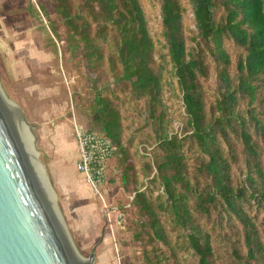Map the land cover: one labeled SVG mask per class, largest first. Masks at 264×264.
<instances>
[{
  "label": "trees",
  "instance_id": "obj_1",
  "mask_svg": "<svg viewBox=\"0 0 264 264\" xmlns=\"http://www.w3.org/2000/svg\"><path fill=\"white\" fill-rule=\"evenodd\" d=\"M148 1L154 35L142 0L53 6L133 241L145 264H264V0Z\"/></svg>",
  "mask_w": 264,
  "mask_h": 264
},
{
  "label": "rangeland",
  "instance_id": "obj_2",
  "mask_svg": "<svg viewBox=\"0 0 264 264\" xmlns=\"http://www.w3.org/2000/svg\"><path fill=\"white\" fill-rule=\"evenodd\" d=\"M142 2L154 35L156 10ZM53 6L54 0H0V91L31 130L32 156L77 256L88 261L93 251L91 264H145L132 238V217L123 211L131 198L120 185L118 156L108 161L103 201L75 170L73 122L95 133L98 128L81 46L67 38Z\"/></svg>",
  "mask_w": 264,
  "mask_h": 264
},
{
  "label": "water",
  "instance_id": "obj_3",
  "mask_svg": "<svg viewBox=\"0 0 264 264\" xmlns=\"http://www.w3.org/2000/svg\"><path fill=\"white\" fill-rule=\"evenodd\" d=\"M8 103L0 91V264H91L93 251L83 262L53 212L19 124L31 130Z\"/></svg>",
  "mask_w": 264,
  "mask_h": 264
},
{
  "label": "built area",
  "instance_id": "obj_4",
  "mask_svg": "<svg viewBox=\"0 0 264 264\" xmlns=\"http://www.w3.org/2000/svg\"><path fill=\"white\" fill-rule=\"evenodd\" d=\"M72 131L77 153L75 170L89 191L103 201L101 188L106 184L107 164L115 148L107 138L75 122Z\"/></svg>",
  "mask_w": 264,
  "mask_h": 264
},
{
  "label": "bare ground",
  "instance_id": "obj_5",
  "mask_svg": "<svg viewBox=\"0 0 264 264\" xmlns=\"http://www.w3.org/2000/svg\"><path fill=\"white\" fill-rule=\"evenodd\" d=\"M7 102H9V101H7ZM8 104H10V107L13 110H15V108L13 107V105L10 102ZM19 125H20V127L22 129V132H23V135H24L26 153H27V155H28V157H29V159L31 161V164H32L33 169L35 170V173L37 174V176H38V178H39V180L41 182V185L43 187L44 193L47 196L48 202L51 205V208L53 209V212L55 213V215L57 217V214L55 212L54 206L52 205V199H51L52 196H51V193L49 191L45 176H44L42 170L39 169V167L37 169L38 165L36 164V162L34 161V158L32 156V152L36 154V151H35V148H34V144H33V141H32V137L29 136V134L27 133V130L25 129L24 125H22V123H20ZM27 139L33 144V149L31 147H29V145L27 144ZM83 262H85V261H83Z\"/></svg>",
  "mask_w": 264,
  "mask_h": 264
},
{
  "label": "crops",
  "instance_id": "obj_6",
  "mask_svg": "<svg viewBox=\"0 0 264 264\" xmlns=\"http://www.w3.org/2000/svg\"><path fill=\"white\" fill-rule=\"evenodd\" d=\"M72 148H73V155L76 157V159H77V153H76V146H75V142H72ZM76 163V162H75ZM81 180V179H80ZM81 182H82V180H81ZM86 186V185H85Z\"/></svg>",
  "mask_w": 264,
  "mask_h": 264
}]
</instances>
